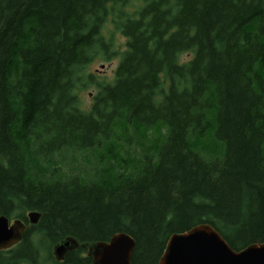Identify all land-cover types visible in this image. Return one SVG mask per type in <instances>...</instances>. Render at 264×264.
<instances>
[{"label":"trees","instance_id":"trees-1","mask_svg":"<svg viewBox=\"0 0 264 264\" xmlns=\"http://www.w3.org/2000/svg\"><path fill=\"white\" fill-rule=\"evenodd\" d=\"M30 210L0 264L120 231L157 264L198 223L264 242V0H0V215Z\"/></svg>","mask_w":264,"mask_h":264},{"label":"water","instance_id":"water-1","mask_svg":"<svg viewBox=\"0 0 264 264\" xmlns=\"http://www.w3.org/2000/svg\"><path fill=\"white\" fill-rule=\"evenodd\" d=\"M40 212L26 213L28 223L20 218L10 220L0 215V250L21 241L28 225L36 224ZM135 239L128 233H114L108 240L79 242L66 236L52 246L54 259L64 263L67 252L82 248L91 260L87 264H132ZM157 264H264V242H253L235 250L209 223H198L182 232H173L167 239Z\"/></svg>","mask_w":264,"mask_h":264},{"label":"rangeland","instance_id":"rangeland-1","mask_svg":"<svg viewBox=\"0 0 264 264\" xmlns=\"http://www.w3.org/2000/svg\"><path fill=\"white\" fill-rule=\"evenodd\" d=\"M125 39L118 34L116 39V44L121 48L123 47V42ZM190 55L188 53H182L181 60H186ZM118 59L113 58L111 60H104L102 56L98 55L94 59H92L91 63L88 65V70L91 72H94L98 75H106L109 78L113 75V71L115 66L117 65ZM95 92V89L93 87H88L81 91L80 96L83 99V103H89L91 101L92 95ZM15 217L9 218L10 220L14 219ZM41 253V260L38 261V264H54V259L47 258L45 256L46 251L42 249ZM44 254V255H43ZM28 264V263H25Z\"/></svg>","mask_w":264,"mask_h":264},{"label":"flooded vegetation","instance_id":"flooded-vegetation-1","mask_svg":"<svg viewBox=\"0 0 264 264\" xmlns=\"http://www.w3.org/2000/svg\"><path fill=\"white\" fill-rule=\"evenodd\" d=\"M90 260H91V258H90ZM90 262V261H89Z\"/></svg>","mask_w":264,"mask_h":264}]
</instances>
